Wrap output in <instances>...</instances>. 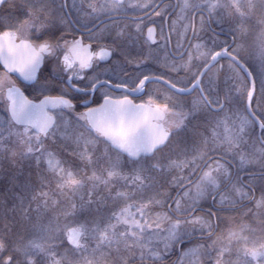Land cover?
<instances>
[{"label": "snow or ice", "instance_id": "1", "mask_svg": "<svg viewBox=\"0 0 264 264\" xmlns=\"http://www.w3.org/2000/svg\"><path fill=\"white\" fill-rule=\"evenodd\" d=\"M0 175V264H264V0H0Z\"/></svg>", "mask_w": 264, "mask_h": 264}, {"label": "trees", "instance_id": "2", "mask_svg": "<svg viewBox=\"0 0 264 264\" xmlns=\"http://www.w3.org/2000/svg\"><path fill=\"white\" fill-rule=\"evenodd\" d=\"M2 180H3V176H2V175H0V182H2Z\"/></svg>", "mask_w": 264, "mask_h": 264}, {"label": "flooded vegetation", "instance_id": "3", "mask_svg": "<svg viewBox=\"0 0 264 264\" xmlns=\"http://www.w3.org/2000/svg\"><path fill=\"white\" fill-rule=\"evenodd\" d=\"M173 44H175V38L173 39Z\"/></svg>", "mask_w": 264, "mask_h": 264}]
</instances>
